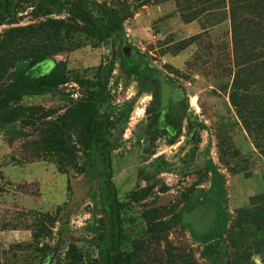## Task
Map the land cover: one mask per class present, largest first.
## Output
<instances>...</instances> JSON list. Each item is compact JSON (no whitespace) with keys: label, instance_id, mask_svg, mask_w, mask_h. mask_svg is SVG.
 Here are the masks:
<instances>
[{"label":"rangeland","instance_id":"1","mask_svg":"<svg viewBox=\"0 0 264 264\" xmlns=\"http://www.w3.org/2000/svg\"><path fill=\"white\" fill-rule=\"evenodd\" d=\"M87 3L95 18L118 11L121 31L69 35L82 45L31 77L63 61L81 82L20 105L50 122L69 106L63 92L78 101L107 80L98 110L117 217L76 134L50 149L44 126L0 115V264H104L114 250L119 264H264V0Z\"/></svg>","mask_w":264,"mask_h":264},{"label":"trees","instance_id":"2","mask_svg":"<svg viewBox=\"0 0 264 264\" xmlns=\"http://www.w3.org/2000/svg\"><path fill=\"white\" fill-rule=\"evenodd\" d=\"M87 4V0H0V26H8L0 34V115L5 123L18 120L24 127L44 126L42 133L47 137L50 149L65 146L70 135L76 134L80 138L78 143L83 149L84 163L94 166L96 161L102 162L106 184L99 195L100 206L105 213L117 217L118 199L112 183L109 145L105 140L108 122L98 110V106L108 99L107 80L101 81L98 77L94 83L96 90L90 97L78 101L63 92L69 106L50 122L44 121L51 117L50 114L34 117L35 107L20 105L24 97L57 92L68 83L81 82L74 78L75 74L63 61H56L46 73L31 77L34 68L40 64L82 45L79 40L68 38L69 35L78 33L103 43L121 31L122 17L118 11L105 8L95 18ZM28 12L30 22L21 25V17ZM63 13L65 17H62ZM13 69H18L19 73L6 82ZM65 162L64 159L55 161L60 170ZM67 188H70L69 182ZM101 256L104 264H119L121 260L116 250Z\"/></svg>","mask_w":264,"mask_h":264}]
</instances>
